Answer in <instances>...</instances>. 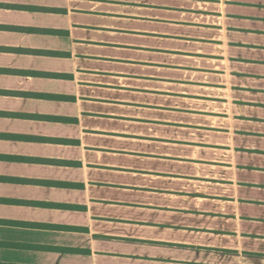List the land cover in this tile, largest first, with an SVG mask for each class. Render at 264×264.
<instances>
[{"label":"crops","instance_id":"0c3cea01","mask_svg":"<svg viewBox=\"0 0 264 264\" xmlns=\"http://www.w3.org/2000/svg\"><path fill=\"white\" fill-rule=\"evenodd\" d=\"M0 264H264V0H0Z\"/></svg>","mask_w":264,"mask_h":264}]
</instances>
